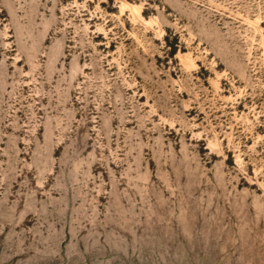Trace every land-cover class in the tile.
Masks as SVG:
<instances>
[{"label": "rangeland", "instance_id": "rangeland-1", "mask_svg": "<svg viewBox=\"0 0 264 264\" xmlns=\"http://www.w3.org/2000/svg\"><path fill=\"white\" fill-rule=\"evenodd\" d=\"M0 264H264V0H0Z\"/></svg>", "mask_w": 264, "mask_h": 264}]
</instances>
